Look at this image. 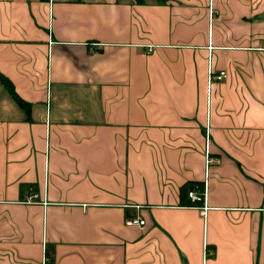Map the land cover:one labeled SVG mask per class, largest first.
<instances>
[{"label": "crops", "instance_id": "crops-1", "mask_svg": "<svg viewBox=\"0 0 264 264\" xmlns=\"http://www.w3.org/2000/svg\"><path fill=\"white\" fill-rule=\"evenodd\" d=\"M45 251L264 264V0H0V264Z\"/></svg>", "mask_w": 264, "mask_h": 264}, {"label": "built area", "instance_id": "built-area-1", "mask_svg": "<svg viewBox=\"0 0 264 264\" xmlns=\"http://www.w3.org/2000/svg\"><path fill=\"white\" fill-rule=\"evenodd\" d=\"M208 73H209V78H215V79L224 78V77H226V74H227L226 70H224V69L219 70L218 73H213L211 67H209ZM207 146H208V139H206V157H205V163L208 166V164L210 162H212L214 160H217V159L214 158V157H211L208 154V147ZM187 195L194 203H197V202H200V201L202 202V204L199 205V208H200V211L203 214H205L206 209H207V204H206V183L204 182L202 188L199 187L198 185H193L191 188L188 189ZM37 197H38V193L34 192V191H31V192L27 193L23 197V201H25V202H33V201L36 200ZM125 222L127 224H135V223L142 224V223H144V219L141 218L140 216H127L125 218ZM48 259H49V255L45 251V254H44L43 259H42V263L45 264V262H47Z\"/></svg>", "mask_w": 264, "mask_h": 264}]
</instances>
